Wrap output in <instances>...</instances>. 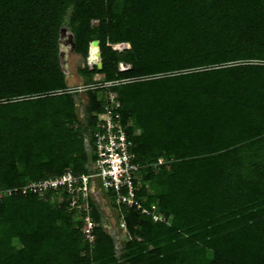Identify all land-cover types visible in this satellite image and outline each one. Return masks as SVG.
<instances>
[{
	"label": "trees",
	"instance_id": "16d2710c",
	"mask_svg": "<svg viewBox=\"0 0 264 264\" xmlns=\"http://www.w3.org/2000/svg\"><path fill=\"white\" fill-rule=\"evenodd\" d=\"M62 31L82 59L81 117ZM94 41L100 65L89 68ZM98 74L128 80L107 92L140 166L141 209L91 186L114 209L119 249L91 195L89 244L65 189L6 194L91 171L107 104ZM0 188V264H264V0H0ZM56 194L48 232L36 213Z\"/></svg>",
	"mask_w": 264,
	"mask_h": 264
},
{
	"label": "built area",
	"instance_id": "2783aa9c",
	"mask_svg": "<svg viewBox=\"0 0 264 264\" xmlns=\"http://www.w3.org/2000/svg\"><path fill=\"white\" fill-rule=\"evenodd\" d=\"M121 69L119 64V70ZM95 76L94 88L103 92V98L107 104L99 115V120L93 134V160L91 161V171L82 174H73L70 170L65 171L55 178H47L42 181L30 182L22 187L7 190L8 194L21 191L22 193L42 194L45 191L52 190L60 193L59 188H63L70 196V208L83 210L82 230L85 239L91 244L94 241L92 229L94 223L90 217V205L88 198L91 195V186L98 183L103 190H111L114 193V202L116 205H126L141 209L140 202L136 198V172L140 166L135 161V155L132 152V136H129L123 129L119 114L116 111L118 103L114 102V94H109L107 88L116 85L119 82L128 80L105 81L104 78L99 81ZM81 87H76L79 90ZM74 89V88H72ZM50 93H60L52 91ZM49 93V94H50ZM138 130L134 134H138ZM146 213V210L142 209ZM153 220H157V214L152 215ZM120 226L124 227L123 222Z\"/></svg>",
	"mask_w": 264,
	"mask_h": 264
},
{
	"label": "rangeland",
	"instance_id": "374dc122",
	"mask_svg": "<svg viewBox=\"0 0 264 264\" xmlns=\"http://www.w3.org/2000/svg\"><path fill=\"white\" fill-rule=\"evenodd\" d=\"M92 23H96L95 21H92ZM94 46V47H93ZM118 47H116L115 45H112V48L117 50V51H123L125 49H127L129 47L128 44L126 43H118L117 44ZM94 48V50L97 52L98 54V58H99V51H98V47L97 45H92V43L89 45V53L88 56L86 58V65L91 68L92 65H94L95 63L99 66L100 65V58L98 61V58L96 57L97 60H90V50L91 48ZM60 62H61V66L62 69L65 73L66 76V83L67 86L69 88H75V87H81L82 85V79L77 75V69L78 67L82 64V59L80 58V56L74 54L72 52L71 49V40H70V34L67 31H62L61 36H60ZM127 65H124L122 63H120V68H127ZM97 79V78H96ZM76 91V97H77V113L80 115V117L82 116V111H83V99H85V95H84V89L80 88L79 90H75ZM82 99V101L80 100V97ZM183 148H186V144H182ZM1 190V188H0ZM7 195H9L8 193H6ZM94 203L97 205V208L100 212V219H101V224L104 226L105 230L113 237L115 244H116V248L119 249V244H118V235L116 232V227H115V213H114V209L112 208V206L109 203L108 197L103 194V193H99L98 191L93 192L91 194ZM61 201V195L60 194H56V195H52L48 201H41V207L37 210V217H45L46 219V227L48 232H52L54 230V226L56 225V221H57V217L54 215H49L46 211L47 208H54V207H58L59 203ZM6 203H7V209H8V213L9 215H12V209H11V204L9 203V199H6ZM120 228H122L120 226ZM124 233V228H122L121 234ZM21 239L20 241H22L21 243L23 244V242L25 243V241L27 242L30 238V236L25 235V236H20Z\"/></svg>",
	"mask_w": 264,
	"mask_h": 264
},
{
	"label": "bare ground",
	"instance_id": "6f19581e",
	"mask_svg": "<svg viewBox=\"0 0 264 264\" xmlns=\"http://www.w3.org/2000/svg\"><path fill=\"white\" fill-rule=\"evenodd\" d=\"M92 45H95V44H92ZM115 46L118 47L117 44H115ZM93 47H94V46H93ZM93 47H92L91 50H90V56H91V57H90V60H97L96 57L98 58V54H97V52L94 50ZM98 61H99V58H98Z\"/></svg>",
	"mask_w": 264,
	"mask_h": 264
},
{
	"label": "water",
	"instance_id": "95a60500",
	"mask_svg": "<svg viewBox=\"0 0 264 264\" xmlns=\"http://www.w3.org/2000/svg\"><path fill=\"white\" fill-rule=\"evenodd\" d=\"M92 44H95V45H97V42H96V41H94V42H92Z\"/></svg>",
	"mask_w": 264,
	"mask_h": 264
}]
</instances>
